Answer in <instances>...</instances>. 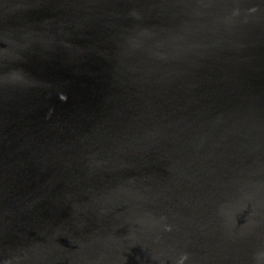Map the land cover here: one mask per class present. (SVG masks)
Here are the masks:
<instances>
[{
  "label": "water",
  "instance_id": "95a60500",
  "mask_svg": "<svg viewBox=\"0 0 264 264\" xmlns=\"http://www.w3.org/2000/svg\"><path fill=\"white\" fill-rule=\"evenodd\" d=\"M0 264H264V0H0Z\"/></svg>",
  "mask_w": 264,
  "mask_h": 264
}]
</instances>
